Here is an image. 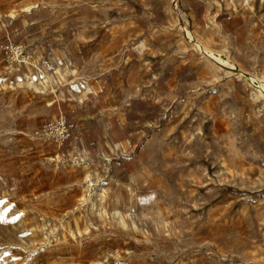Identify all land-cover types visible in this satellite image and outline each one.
I'll list each match as a JSON object with an SVG mask.
<instances>
[{"label":"rangeland","instance_id":"1","mask_svg":"<svg viewBox=\"0 0 264 264\" xmlns=\"http://www.w3.org/2000/svg\"><path fill=\"white\" fill-rule=\"evenodd\" d=\"M17 43L0 264H264V0H0ZM94 93L84 139L32 135Z\"/></svg>","mask_w":264,"mask_h":264},{"label":"built area","instance_id":"2","mask_svg":"<svg viewBox=\"0 0 264 264\" xmlns=\"http://www.w3.org/2000/svg\"><path fill=\"white\" fill-rule=\"evenodd\" d=\"M0 51H2V54L6 56L9 62L16 63L17 65L27 63L31 56L22 43L0 45ZM74 128V123L71 120L64 114H59L43 122L38 129L33 131L32 135L50 139L61 150L73 136ZM56 156H59L58 152Z\"/></svg>","mask_w":264,"mask_h":264},{"label":"crops","instance_id":"3","mask_svg":"<svg viewBox=\"0 0 264 264\" xmlns=\"http://www.w3.org/2000/svg\"><path fill=\"white\" fill-rule=\"evenodd\" d=\"M27 10L29 9H25V11ZM249 14L250 13L248 12L246 15H249ZM248 20H251V19L247 17L246 22ZM92 97L96 98L98 97V94L94 93ZM98 100L99 98H96L94 101H91L92 108H89L87 110L77 109L76 107L72 108L67 104L68 110L66 112H67L68 119L74 123V127H75L73 137L71 138L73 139V141H71V144H74L76 142L75 139H84L83 135L87 134V129L89 128L87 126V123L90 124L91 120H94L95 116H99L100 105L98 104ZM104 132L108 134V139H112V137L109 135L107 131H104Z\"/></svg>","mask_w":264,"mask_h":264},{"label":"bare ground","instance_id":"4","mask_svg":"<svg viewBox=\"0 0 264 264\" xmlns=\"http://www.w3.org/2000/svg\"><path fill=\"white\" fill-rule=\"evenodd\" d=\"M198 47H200V46H198ZM202 50H203V48H202ZM204 51H206L205 49H204ZM207 52V51H206ZM209 54H212V52H210L209 51ZM213 55V54H212ZM214 56V55H213ZM218 59H220L221 61H223V62H226L227 60L226 59H224V58H222L221 56H216ZM229 61V60H228ZM227 63H229V62H227ZM231 64V63H230ZM238 73H240L241 75H243L244 77H246L248 80H250L251 82L254 80V77H252V76H249V75H247V73L246 72H243V71H241V69L240 70H238ZM254 82V81H253ZM258 84L256 85V87H257V89L259 90V92L261 93V94H264V81H262V79H260L258 82H257ZM88 179V178H87ZM90 181V180H89Z\"/></svg>","mask_w":264,"mask_h":264}]
</instances>
